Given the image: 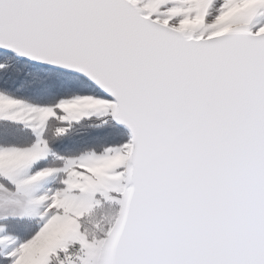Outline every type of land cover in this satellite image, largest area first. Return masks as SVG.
Instances as JSON below:
<instances>
[{"label":"snow or ice","instance_id":"obj_1","mask_svg":"<svg viewBox=\"0 0 264 264\" xmlns=\"http://www.w3.org/2000/svg\"><path fill=\"white\" fill-rule=\"evenodd\" d=\"M0 264H264V0H0Z\"/></svg>","mask_w":264,"mask_h":264}]
</instances>
